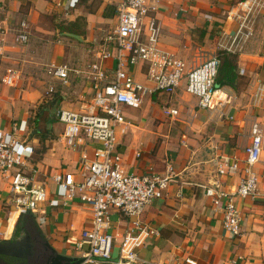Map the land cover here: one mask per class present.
<instances>
[{
    "label": "crops",
    "instance_id": "obj_1",
    "mask_svg": "<svg viewBox=\"0 0 264 264\" xmlns=\"http://www.w3.org/2000/svg\"><path fill=\"white\" fill-rule=\"evenodd\" d=\"M244 1L146 0L149 7L156 8L153 15L161 28V48L187 68L215 52H225L227 59L233 56L236 60L230 64L233 80L225 79L216 86L210 110L199 108L198 99L185 92V80L171 95L145 94L139 108H124L125 124L116 129L124 170L159 177L171 170L174 180L164 197L144 209L141 221L157 235L138 250L136 264H186V260L195 264H264V9L252 15L251 36L235 42L230 53L225 51L239 30L238 17L243 13L238 4ZM21 22L28 25L29 38L24 45L13 40V31ZM116 24V0H0L4 32L0 35V135L11 134L13 126L21 127L17 137L32 148L30 163L39 171L38 178L46 181L51 200L55 190L51 176L71 173L78 179L81 154L92 159L99 145L86 143L76 150L67 149L58 142L64 127L55 126L59 122L47 115L59 109H86L94 90L84 70L97 61L101 39L112 33ZM51 35L56 37L55 43L42 40L32 44L35 37L50 40ZM51 64L69 67L66 83L47 74L46 67ZM102 64L111 76L114 62ZM9 69L16 72L13 86L2 82ZM128 71L136 82L150 86L144 66ZM45 96L51 97L49 106H42L46 114L32 117V109ZM164 108L175 109L178 115L166 116ZM253 124L263 134L260 159L254 167L258 196L235 200L241 216L240 235L235 236L223 227V207L228 199L215 208L205 196V188L212 185L226 194L235 192L242 173H220L217 165L226 157L242 168ZM89 226V211L78 200L67 208L44 205L37 214L18 216L10 203L9 178L0 173V242L26 237L28 255L33 253L34 260L49 256L45 244L58 254L81 258L86 246L80 245V232ZM128 228L127 220L111 213L108 232L114 237V257Z\"/></svg>",
    "mask_w": 264,
    "mask_h": 264
},
{
    "label": "built area",
    "instance_id": "obj_2",
    "mask_svg": "<svg viewBox=\"0 0 264 264\" xmlns=\"http://www.w3.org/2000/svg\"><path fill=\"white\" fill-rule=\"evenodd\" d=\"M238 6L243 15L238 17L239 30L225 50L229 53L235 42L251 36L252 15L257 9H264V0H247ZM155 11L146 0H116L115 29L103 36L96 52L97 61L84 70L85 79L93 85L92 99L84 111L59 109L55 114L57 122L64 127L58 142L67 149L76 150L86 143L99 147L94 150L92 159L81 154L78 179L71 173L51 176L55 185L52 200L48 198L46 181L38 178L39 171L30 163L32 148L17 137L21 127L13 126L11 134L0 135V173L9 178L10 203L18 216L37 214L44 205L67 208L75 200L87 207L90 226L80 232V245L86 246L82 264H136L138 250L148 238L157 235L141 221L144 209L153 200L164 197L169 184L174 182L171 170L162 177L134 175L124 170L116 143V129L125 124L124 108H139L145 94L171 95L183 80L185 92L198 99L199 108L210 110L214 107L219 53L206 55L199 64L187 68L182 60L161 48V28L153 15ZM13 32L15 43L28 42L26 22H21ZM0 35H4L1 28ZM108 60L114 62L111 76L102 64ZM140 64L145 67L149 87L136 82L128 71ZM46 72L66 83L70 69L66 64H51ZM2 82L13 86L16 72L7 70ZM163 114L172 117L177 116L178 111L164 108ZM262 140L260 127L253 124L250 142L244 148L242 168L237 161L220 158L217 165L220 173H242L235 192L226 194L213 187L205 188V196L215 208L222 199H228L223 207V227L235 236L240 235L241 223L235 200L258 196L254 167L260 159ZM112 212L129 223L121 236L116 257L112 254L114 237L108 232ZM185 262L195 264L191 260Z\"/></svg>",
    "mask_w": 264,
    "mask_h": 264
},
{
    "label": "water",
    "instance_id": "obj_3",
    "mask_svg": "<svg viewBox=\"0 0 264 264\" xmlns=\"http://www.w3.org/2000/svg\"><path fill=\"white\" fill-rule=\"evenodd\" d=\"M66 36H69L71 38L81 40V38L77 35L73 34H66ZM209 187H215V186H209ZM46 249L49 251V256L46 258L44 264H82L83 259L76 258V257H68L62 254H58L52 247H50L48 244H45ZM0 254L2 255H10L15 257L16 255H20L15 252V246L11 243L7 242H0Z\"/></svg>",
    "mask_w": 264,
    "mask_h": 264
},
{
    "label": "rangeland",
    "instance_id": "obj_4",
    "mask_svg": "<svg viewBox=\"0 0 264 264\" xmlns=\"http://www.w3.org/2000/svg\"><path fill=\"white\" fill-rule=\"evenodd\" d=\"M50 25L53 27V23L52 22H50ZM51 29V28H50ZM45 36H47V35H45ZM43 40V41H42ZM38 41H42L41 43H46V44H49V43H51L52 44V42L53 43H55L56 42V37H53L52 35H51V37H50V40H46V39H44V37L42 38V39H38V38H36L35 37V39L34 40H32V44L35 42H38ZM30 43H31V41H30ZM40 55L41 56H43V55H45V53H40ZM42 69L44 70L45 69V67L44 66H42ZM42 69H41V72H42ZM42 81H44V82H49V79H43ZM50 98L51 97H47V96H45L44 97V100L42 101V103H40V105L38 106V107H36L35 109H32V117H37L38 116V114L39 115H41V116H43V115H45L46 114V112H45V114L43 113V109H42V106H45V107H47V106H49V102H50ZM72 101V103H75L73 100H71ZM46 110V109H45ZM34 111V112H33ZM36 115V116H35ZM47 116H49L48 118L49 119H54L55 118V114L54 113H48V115ZM55 126H57V127H62L63 126V124H61V123H58V124H55ZM1 256V255H0ZM36 260H37V258H35ZM36 260H34V255H33V253H31V255L28 257V261L27 262H24V263H22V264H43L44 263V258H39L37 261ZM0 264H6L5 263V261H3V259H0Z\"/></svg>",
    "mask_w": 264,
    "mask_h": 264
},
{
    "label": "trees",
    "instance_id": "obj_5",
    "mask_svg": "<svg viewBox=\"0 0 264 264\" xmlns=\"http://www.w3.org/2000/svg\"><path fill=\"white\" fill-rule=\"evenodd\" d=\"M77 22H81V20L78 19ZM219 56H220V65H219L218 71H217L215 86H217V85L219 86V84H221L223 81H225V79H227L228 82L230 80H233V77H232L233 74H231V76H229L230 72H232V68L230 67V64L234 63V61L236 60V58L233 56L230 60H229V58L227 59V54L225 52L219 53ZM221 71H224L222 78H221ZM221 79H222V81H220ZM0 259H3V261H5L6 264H18V262L13 258L0 256Z\"/></svg>",
    "mask_w": 264,
    "mask_h": 264
},
{
    "label": "flooded vegetation",
    "instance_id": "obj_6",
    "mask_svg": "<svg viewBox=\"0 0 264 264\" xmlns=\"http://www.w3.org/2000/svg\"><path fill=\"white\" fill-rule=\"evenodd\" d=\"M14 246H15V252L20 254V255H16L15 257L10 256V255H3V256H10L9 258H13L15 259L18 264H22L24 262L28 261V257L30 255L29 254V247H28V239L25 238H20V237H16L12 240L11 242Z\"/></svg>",
    "mask_w": 264,
    "mask_h": 264
}]
</instances>
